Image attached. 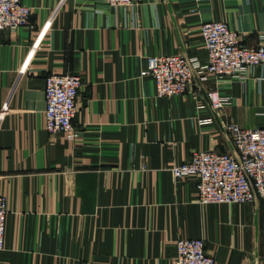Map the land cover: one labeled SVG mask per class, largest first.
Instances as JSON below:
<instances>
[{"label":"crops","instance_id":"crops-1","mask_svg":"<svg viewBox=\"0 0 264 264\" xmlns=\"http://www.w3.org/2000/svg\"><path fill=\"white\" fill-rule=\"evenodd\" d=\"M30 25L0 30V264H174L201 238L215 264H264V199L201 203L196 176L169 167L196 150L231 151L226 126L264 127V64L158 96L147 57L205 59L201 23L264 43V0H22ZM33 25V26H31ZM50 73L82 76L78 136L45 126Z\"/></svg>","mask_w":264,"mask_h":264},{"label":"built area","instance_id":"built-area-1","mask_svg":"<svg viewBox=\"0 0 264 264\" xmlns=\"http://www.w3.org/2000/svg\"><path fill=\"white\" fill-rule=\"evenodd\" d=\"M110 6H130L135 0H98ZM32 9L22 0H0V30L30 25ZM33 26V25H31ZM201 36L207 51L205 59L184 53L147 57L141 76H150L158 96H173L212 76L240 77L248 69L264 64V43L245 45L237 30L222 20L201 23ZM83 85L77 73H50L45 82V126L50 133L63 131L70 140L78 136L73 123L76 102ZM211 107L223 105L215 90H206ZM233 150H196L182 163L169 169L174 177L196 176L195 197L201 203L255 202L264 199V127L226 126ZM5 196L0 194V251L4 248L7 213ZM174 264H215L201 238H178Z\"/></svg>","mask_w":264,"mask_h":264},{"label":"water","instance_id":"water-1","mask_svg":"<svg viewBox=\"0 0 264 264\" xmlns=\"http://www.w3.org/2000/svg\"><path fill=\"white\" fill-rule=\"evenodd\" d=\"M200 84V83H199ZM201 85V89L203 90V92L205 93V95L207 96V92H206V90L204 89V87L202 86V84H200Z\"/></svg>","mask_w":264,"mask_h":264}]
</instances>
